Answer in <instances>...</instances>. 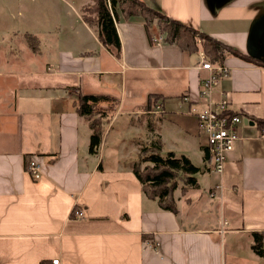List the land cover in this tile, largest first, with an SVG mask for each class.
Instances as JSON below:
<instances>
[{"label":"crops","instance_id":"obj_1","mask_svg":"<svg viewBox=\"0 0 264 264\" xmlns=\"http://www.w3.org/2000/svg\"><path fill=\"white\" fill-rule=\"evenodd\" d=\"M141 1L259 60L248 44L264 0ZM84 4L0 0V25L9 31L0 42V264H264L253 249L254 233H264V130L255 122L264 120V67L228 55L229 76L206 98L201 52L167 42L155 20L117 10L116 57L83 21ZM8 7L17 14L2 12ZM77 95L112 97L100 110L119 100L96 154ZM223 100L254 125L239 126L217 175L197 114ZM154 141L162 155L200 158L197 184L183 189L191 198L175 197L177 214L144 194L130 166ZM28 159L40 164V180Z\"/></svg>","mask_w":264,"mask_h":264},{"label":"trees","instance_id":"obj_2","mask_svg":"<svg viewBox=\"0 0 264 264\" xmlns=\"http://www.w3.org/2000/svg\"><path fill=\"white\" fill-rule=\"evenodd\" d=\"M92 1L93 4L88 9L82 8L83 12L88 10V15H90H83V21L96 31L101 45L116 57H119L122 52V45L116 28L118 10L127 18L140 15L146 20L147 24L155 19L154 16H159L162 20L160 30L165 35L167 42L177 43L182 49L191 53L203 52L209 62L213 64L224 65V61L229 55L243 58L250 63L264 67L263 62L245 57L240 51L200 33L194 28L180 21L167 18L162 12L150 8L141 0ZM198 37L202 39L200 45L197 43ZM109 99H112V97L106 95H83L78 97V114L90 122L92 129L91 154L98 152L106 129L111 124L113 114H109L106 110H100L101 103ZM150 101L147 104H150ZM246 118L248 116H245ZM255 122L259 128L264 130V120H255ZM207 156L211 158L209 151ZM30 160L28 159L27 168ZM130 166L141 182L144 194L149 199L157 201L163 210L170 211L173 214H177L174 193L179 183H183L185 186L197 184L194 175L199 172V168L194 166L191 160L184 155H176L173 152L162 155L161 144L157 141L148 146H140L138 158L136 161L131 162ZM254 239V251L263 254L264 233H254Z\"/></svg>","mask_w":264,"mask_h":264},{"label":"built area","instance_id":"obj_3","mask_svg":"<svg viewBox=\"0 0 264 264\" xmlns=\"http://www.w3.org/2000/svg\"><path fill=\"white\" fill-rule=\"evenodd\" d=\"M198 43L201 44V41ZM200 58L203 63L201 68L210 72L209 77L204 80L202 85V94L208 98L212 89L220 84L221 78L229 76V69L225 65H213L207 61L203 52L200 53ZM197 118L208 143V151L213 162V173L222 175L224 165L230 154L235 151L239 141L238 129L244 123V119L230 111L227 100L221 101L217 109L209 107L198 113ZM27 169L34 180L41 179L40 164L31 161ZM221 188L222 186L219 185L217 189ZM76 215L81 214L77 213ZM51 264H61V262L59 259H54Z\"/></svg>","mask_w":264,"mask_h":264},{"label":"rangeland","instance_id":"obj_4","mask_svg":"<svg viewBox=\"0 0 264 264\" xmlns=\"http://www.w3.org/2000/svg\"><path fill=\"white\" fill-rule=\"evenodd\" d=\"M3 1V0H2ZM83 2H85V4H84V9H88V7H90L92 4H93V1L92 0H83ZM0 7H2V6H0ZM2 12H4V13H6V14H10V15H16L17 14V12H15V11H13V9H12V7H8L7 8V11H2ZM122 13V12H121ZM80 14H82V16L83 15H85V16H90V15H88V10H87V12L85 11V12H83L82 10L80 11ZM154 20H155V22H156V24L158 25V27L160 28V24H161V22H162V20H161V18L159 17V16H154ZM6 20H9V23L11 24V25H13V23H14V21H12L11 20V17H8ZM153 20V21H154ZM21 20H20V18L18 19V20H16L15 21V23H16V25L19 27L20 25H19V22H20ZM3 25H0V42L1 43H3V40L1 39V38H3V39H5V38H7V36H8V30L6 31L5 29H7V28H4V27H2ZM14 27V26H13ZM26 29V28H25ZM32 29H34V28H32ZM2 30H5V31H2ZM13 30H16V28H13ZM59 31V30H58ZM4 33H5V35H4ZM64 34H66V33H64ZM63 34V35H64ZM14 37H15V39L13 40V44H12V46H13V49L14 50H17L16 48H20V45H21V43H22V34H18V32H15L14 33ZM202 39L201 38H197V41H201ZM202 42V41H201ZM77 94H79V92L77 91L76 92ZM77 97H78V95H77ZM114 101V100H113ZM118 105H119V100L118 99H116V102H114V104H113V106H112V108L110 107L108 110L107 109H104V110H106V111H108L109 112V114H114V112H115V110L118 108ZM143 138V137H142ZM142 145V144H141ZM193 163L194 164H196V165H200V158H193ZM146 165V164H145ZM201 176H199V180H201V182H204L205 181V178H200ZM183 189H186L185 188V185L183 184V183H179V186H178V188L176 189V191H175V193H174V197H181V198H183V200L185 201V199H189V198H191V190H189V191H187V192H184V190ZM182 192H184L183 194H182ZM210 196L212 197V198H218V197H220L219 196V193H217V191H215V190H213V192H210ZM176 201V200H175ZM176 205H177V203H176ZM184 220V219H183ZM187 220V222H190V220H188V219H186ZM188 224H191V223H188ZM196 224V223H195ZM199 224V223H198ZM192 226H195L194 225V223L192 224Z\"/></svg>","mask_w":264,"mask_h":264},{"label":"water","instance_id":"obj_5","mask_svg":"<svg viewBox=\"0 0 264 264\" xmlns=\"http://www.w3.org/2000/svg\"><path fill=\"white\" fill-rule=\"evenodd\" d=\"M215 5H219L223 0H212ZM249 54L264 62V16H262L253 26L248 44ZM250 123L254 125V122H250L248 119H244V124Z\"/></svg>","mask_w":264,"mask_h":264}]
</instances>
